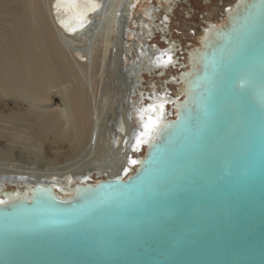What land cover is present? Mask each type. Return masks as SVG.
I'll list each match as a JSON object with an SVG mask.
<instances>
[{
  "label": "water",
  "instance_id": "95a60500",
  "mask_svg": "<svg viewBox=\"0 0 264 264\" xmlns=\"http://www.w3.org/2000/svg\"><path fill=\"white\" fill-rule=\"evenodd\" d=\"M243 5L131 177L88 182L79 202L49 185L1 206L0 264H264L263 18L239 43L264 0Z\"/></svg>",
  "mask_w": 264,
  "mask_h": 264
},
{
  "label": "bare ground",
  "instance_id": "6f19581e",
  "mask_svg": "<svg viewBox=\"0 0 264 264\" xmlns=\"http://www.w3.org/2000/svg\"><path fill=\"white\" fill-rule=\"evenodd\" d=\"M158 1V7L143 6L136 22L142 0H48L47 8L42 0H0V192H7L0 196V208L24 201L30 192L41 197L43 188L53 196L51 187L63 198L75 194L77 202L88 199L92 191L84 185L93 174L131 177L156 139H167L164 133L185 111L181 102L190 103V78L200 74L217 37L223 36L217 24L206 23L200 47L187 52L188 67L165 78L160 90L155 81L145 88L146 74L159 72L161 78L185 64L177 59L175 41L168 40L164 48L149 44L156 32L169 27L167 16L157 24L161 11L171 12L179 0ZM239 2L224 13L238 25L246 0ZM255 6L252 10H258ZM262 18L263 12L242 26L239 43L251 36L248 25ZM231 48L227 56L235 50ZM110 58L112 69L122 67L127 102L106 136L108 122L100 113L92 75L103 72ZM176 86L178 93L172 91ZM178 129L183 134L184 126ZM31 144L37 150L24 157L22 151ZM23 160L26 165H14ZM7 183L17 189L9 190Z\"/></svg>",
  "mask_w": 264,
  "mask_h": 264
},
{
  "label": "rangeland",
  "instance_id": "374dc122",
  "mask_svg": "<svg viewBox=\"0 0 264 264\" xmlns=\"http://www.w3.org/2000/svg\"><path fill=\"white\" fill-rule=\"evenodd\" d=\"M146 4L137 5V10L135 13L134 20L137 22L143 16V6L144 8L150 4L158 7V0H151L148 3V0H142ZM239 0H179L173 5V10L171 12L161 11L159 16L157 17V24H161L162 21L165 22V18L169 19V27L167 31L164 33L156 32L153 39L149 42L150 45H158L160 48H164L168 44V40L175 41L176 45H178L177 50V59L180 63H185L178 67H172L168 70L167 77H159V72L152 73L147 75L146 80L144 81V87L149 89V84L151 81H155L159 90L161 89L160 83L162 81H166L169 76L177 75L178 71H184L188 66V55L187 52L190 50H195L200 47V39L202 30L205 27L206 23H212L216 25L217 23H221V19L223 21L222 15L225 13V9L227 6L234 5ZM42 3L47 8L49 6L48 0H42ZM47 5V6H46ZM142 6V7H141ZM141 7V9H140ZM224 11V12H223ZM165 17V18H164ZM225 20V19H224ZM224 22V21H223ZM213 25V26H214ZM131 29L135 30L134 24L131 25ZM132 38H130V42ZM100 51H98L99 54ZM129 57L128 66L131 65L133 60V53L131 52ZM113 58V57H112ZM112 58L109 59L107 66L104 71L101 70L98 73H93L92 75V87L93 92L98 94V107L100 106L102 117L105 123L108 124L106 136L109 134L110 127L113 125L114 117H118L123 114L122 109L124 104L126 105L127 97H125L127 85L125 79L123 78L121 69H117L116 71L111 68ZM179 69V70H178ZM158 74V75H157ZM166 78V79H165ZM90 80V79H89ZM179 87H173L172 91L178 93ZM108 98V104L104 106L106 99ZM119 114V115H117ZM117 115V116H116ZM112 117V118H111ZM26 147V146H25ZM24 147V148H25ZM37 150V147L34 145H27L26 149L22 152L24 153V157L29 156L28 151ZM146 152V150H145ZM141 153L142 155H145ZM24 166L27 164L25 160L23 162H17L14 165ZM51 168L55 169L54 165H50ZM59 167V166H58ZM45 168H48L46 166ZM50 168V167H49ZM51 170V169H50ZM93 178L89 182H97V179L105 180L107 179L104 176H99V174L95 173L92 176ZM94 180V181H93ZM15 184H8L7 188L9 190L17 189Z\"/></svg>",
  "mask_w": 264,
  "mask_h": 264
},
{
  "label": "snow or ice",
  "instance_id": "6c2138e0",
  "mask_svg": "<svg viewBox=\"0 0 264 264\" xmlns=\"http://www.w3.org/2000/svg\"><path fill=\"white\" fill-rule=\"evenodd\" d=\"M145 127H146V129H147V128H149V127H150V125H146ZM134 163H135V161H134Z\"/></svg>",
  "mask_w": 264,
  "mask_h": 264
}]
</instances>
